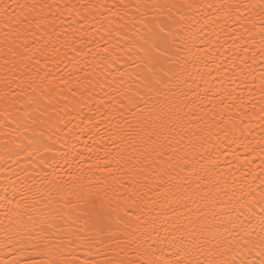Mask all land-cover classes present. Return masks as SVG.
I'll return each mask as SVG.
<instances>
[{
    "label": "snow or ice",
    "instance_id": "6c2138e0",
    "mask_svg": "<svg viewBox=\"0 0 264 264\" xmlns=\"http://www.w3.org/2000/svg\"><path fill=\"white\" fill-rule=\"evenodd\" d=\"M53 7L56 6L36 0L31 3L0 0V83L5 85L4 96L0 98H7L13 84L21 88L19 95H22L25 81L28 88L36 91L31 69L40 64V55L45 56V61L53 54L67 56V51L61 54L55 45L51 50L47 45L41 49L33 40L39 39L37 31L41 27L48 26L49 17L44 12ZM87 7L96 10L107 6ZM175 7V4L148 2L121 3L119 7L113 5L116 11L109 9L111 16L119 15V20L115 21L118 27L105 30L106 38L113 31L123 38L120 29L127 28L129 23L133 36L139 32L137 24L143 25L145 36L142 42L126 46L131 54L123 62L117 55V43L112 50L105 47L104 56L93 55L89 62L86 54L83 62L77 60L73 64L72 71L78 81L73 96L79 93V100L86 106L88 100L96 105L93 115L82 119L90 124L97 121L90 129L97 136L103 125L104 136L115 146L114 153L106 152L107 175L96 177L91 187L81 185L80 191L73 193L74 202L66 201L63 195L51 202L32 197L37 205L44 204L43 209H36L39 227L28 228L23 243L19 232L16 237L22 248L20 255L28 259L5 260L0 264H264V194L260 196L262 211L256 223L251 220L247 224L237 223L239 217L229 218L231 227L239 229L240 238L226 236L216 225L220 223L218 216L227 213L217 211L216 198L207 187L211 174L206 173L209 180L200 175L199 162L193 155L197 150L193 137L199 138L205 130L210 131L215 122L217 105L213 100L217 95L225 108L239 102V109L258 110L264 129V0L207 5L216 9L214 22L226 33L224 37L217 34L215 40L203 41L205 45L212 44L214 50L199 46L198 32L186 39L182 30H175L178 22H174L171 14V8ZM120 9L124 11L121 13ZM129 9L134 10L131 20ZM108 23L113 24L111 17ZM233 24L239 27L232 28ZM228 39L231 46L225 47ZM64 47L79 54V50L68 44ZM216 53L223 57L219 63ZM114 64L121 66L112 73L109 70ZM189 67L195 69V76L204 81V86L196 82ZM201 67L209 74L216 72V76L205 79ZM215 81L220 82L219 89L212 86ZM97 88L103 93L98 99ZM229 100L231 103H226ZM89 111H93L91 106ZM201 112L204 115L198 114ZM242 115L250 124L256 118V111H244ZM186 165L190 166L186 168ZM116 185L128 193L127 198L121 196L120 203L109 194L119 191ZM152 196L163 199L153 201ZM24 199L27 202L29 197ZM152 203L159 205V209L149 208L155 212L152 222L164 216L171 229L170 239L162 242L170 244V254L175 259L157 256L153 245L159 239L158 231L141 232L136 223L142 221L147 225L148 220H142L140 214L147 215L145 209ZM124 204L137 212L129 217ZM69 206L71 211L65 213V207ZM255 208L256 202L240 205L248 213H254ZM120 211L124 212L123 216ZM257 227L259 244L249 239ZM252 249H256L255 261L248 256Z\"/></svg>",
    "mask_w": 264,
    "mask_h": 264
},
{
    "label": "bare ground",
    "instance_id": "6f19581e",
    "mask_svg": "<svg viewBox=\"0 0 264 264\" xmlns=\"http://www.w3.org/2000/svg\"><path fill=\"white\" fill-rule=\"evenodd\" d=\"M5 2H11V0H5ZM27 2L31 3L33 0H27ZM36 2L56 6L45 10L44 15L49 17L48 26L41 27L37 31L39 39L33 38L36 46L43 49L47 45L51 50L55 45L60 49L61 54L67 51V56L53 54L49 55L48 60L45 61V56L40 55V64L31 69L36 91L33 92L31 88H28L25 81L22 86V95H19L21 88L13 84L7 98H0V261L28 259L27 256L20 255L22 248L21 244L17 243L16 237L19 232L21 243H23L25 231L33 225L39 227L36 224V209L37 207L43 209L44 204L37 205L32 197L47 198L51 202L53 198L59 200V197L63 195L66 201L74 202L76 196L73 193L79 192L81 185L85 188L91 187L96 177L107 175L109 166L105 164L106 152L114 153L115 146L107 136H104L103 125H101L100 135L97 136L90 132L92 124L97 121L93 120L90 124L82 119L83 116H92L96 105L88 100V105L93 109L89 111V106H86L83 100H79V93L73 96L78 83L76 74L72 71L73 64L77 60L83 62L86 54L89 62L92 61L93 55L104 56L106 53L103 49L107 47L112 50L117 43L119 44L117 55L123 62L131 54L126 46L134 42H142L141 38L145 36L141 24L136 25L139 32L133 36L132 30H129L131 29V23H129L127 28L120 29L123 38H120L115 31L112 32L111 37L106 38L105 30L118 27L115 21L119 20V15L111 16L109 9L116 11L113 5L119 7L121 3L175 4L177 7L171 8L174 22H178L175 30H182L183 38L186 39L192 38L198 32L199 46L213 49L212 44L205 45L203 41L209 38L215 40L217 34L224 37L226 33L214 22L217 15L216 9L207 5L228 4L232 0H36ZM92 4L107 7L92 10L87 7ZM187 4H192L193 7H180ZM82 5L85 7H81ZM120 11L122 13L124 10L120 9ZM133 11L128 10L129 20L133 16ZM135 15L138 16L139 13ZM110 17L113 20L111 25L108 23ZM209 20L213 22L208 23ZM238 27V25H232V28ZM53 28L56 31H53ZM201 28L203 31H200ZM231 43V39H228L225 47H230ZM65 44L79 50V54L77 51L65 48ZM220 51L223 52L224 49L221 48ZM132 52H135V47L132 48ZM216 55L219 57L216 63H219L223 57L219 53ZM228 55L231 53L229 52ZM226 64L227 61L224 66ZM120 66V64H114L109 71L115 73ZM200 71L204 73L207 80L216 76V72L209 74L203 67ZM189 72L193 74L197 83L204 86V81L195 76V69L189 67ZM195 86L193 84V88ZM212 86L217 89L221 87L219 81L213 82ZM4 88L5 85L0 83V97L4 96ZM80 91H83V88ZM95 94L97 99L103 95L98 88ZM244 95L246 96L247 92ZM29 99L32 100L31 104L28 103ZM213 103L217 105L215 122L210 131L205 130L199 138L193 137V141L197 144V150L193 155L199 162L197 171L200 175L209 180L206 173L211 174L207 187L216 198L217 211L227 213V215L218 216L220 223L216 226L226 236L230 235L239 240L240 237L237 236L239 229L231 227L229 218L236 220L239 217L237 223L243 221L247 224L251 220L255 224L256 217L262 211L259 201L260 196L264 194V183H262L264 181V129L261 127V114L258 110H252L250 107L239 109V102L231 108H225L220 103L219 95L215 97ZM244 111L250 113L256 111V118L250 124L242 115ZM198 114L204 115L203 112ZM229 116L232 119H229ZM208 119L211 120V116ZM100 136H103V139H100ZM201 141L203 146H200ZM189 159L191 160L192 157L190 156ZM116 188L119 189V185H116ZM225 192L227 195L224 194ZM109 194L115 197L117 203L121 202L122 195L125 198L128 196L125 189ZM25 196L29 197L27 202H25ZM157 199L162 200L163 197L152 196L153 201ZM248 202H256L254 213L240 209L241 204ZM122 206L129 217L137 212L136 208L129 207L127 204ZM149 208L159 209V205L149 204L145 209L147 215L140 214L142 220H148L146 226L142 221L136 222L140 225V231L152 232L156 229L159 235V239L153 245L156 255L161 258L175 259L170 254V244L162 242L165 238L170 239L171 229L166 218L160 216L153 223L151 217L155 216V212L149 211ZM64 211L65 213L71 211L70 206L65 207ZM168 211L171 213L170 209ZM119 214L123 216L124 212L120 211ZM29 216L33 219L29 220ZM153 235L155 236L156 233L154 232ZM249 239H254L259 244L258 227L256 233ZM255 253L256 249L248 252V256L253 261L258 259Z\"/></svg>",
    "mask_w": 264,
    "mask_h": 264
}]
</instances>
